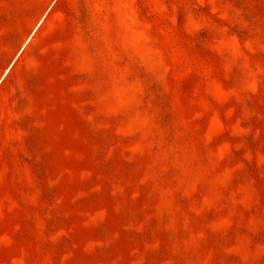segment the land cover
Segmentation results:
<instances>
[{"label":"rangeland","instance_id":"374dc122","mask_svg":"<svg viewBox=\"0 0 264 264\" xmlns=\"http://www.w3.org/2000/svg\"><path fill=\"white\" fill-rule=\"evenodd\" d=\"M66 5L0 0V264H264V0Z\"/></svg>","mask_w":264,"mask_h":264},{"label":"crops","instance_id":"0c3cea01","mask_svg":"<svg viewBox=\"0 0 264 264\" xmlns=\"http://www.w3.org/2000/svg\"><path fill=\"white\" fill-rule=\"evenodd\" d=\"M27 1H29L30 6H36L39 4L44 7L43 8L44 11L42 15L39 16L37 20V23L41 24L44 20L52 18L53 11H55L57 8L67 6L66 3L67 1L70 0H27ZM28 41L29 40H27V42L23 44L21 50L17 52V54L7 64H5V67L2 68L3 71L2 79H4L9 74V72H11V70L19 66H23L20 63V61H21V57L23 56V49L27 45Z\"/></svg>","mask_w":264,"mask_h":264}]
</instances>
